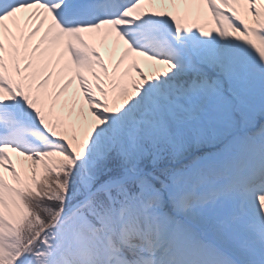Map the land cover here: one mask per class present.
Listing matches in <instances>:
<instances>
[{
	"label": "snow or ice",
	"instance_id": "6c2138e0",
	"mask_svg": "<svg viewBox=\"0 0 264 264\" xmlns=\"http://www.w3.org/2000/svg\"><path fill=\"white\" fill-rule=\"evenodd\" d=\"M257 254L264 0H0V264Z\"/></svg>",
	"mask_w": 264,
	"mask_h": 264
},
{
	"label": "rangeland",
	"instance_id": "374dc122",
	"mask_svg": "<svg viewBox=\"0 0 264 264\" xmlns=\"http://www.w3.org/2000/svg\"><path fill=\"white\" fill-rule=\"evenodd\" d=\"M203 150V149H202Z\"/></svg>",
	"mask_w": 264,
	"mask_h": 264
}]
</instances>
